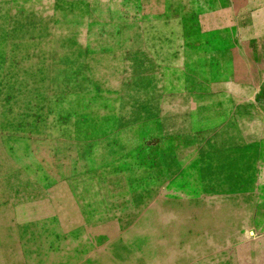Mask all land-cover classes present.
Returning a JSON list of instances; mask_svg holds the SVG:
<instances>
[{
  "label": "rangeland",
  "instance_id": "rangeland-1",
  "mask_svg": "<svg viewBox=\"0 0 264 264\" xmlns=\"http://www.w3.org/2000/svg\"><path fill=\"white\" fill-rule=\"evenodd\" d=\"M0 264H264V0H0Z\"/></svg>",
  "mask_w": 264,
  "mask_h": 264
}]
</instances>
